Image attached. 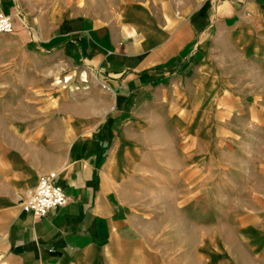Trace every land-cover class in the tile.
I'll return each mask as SVG.
<instances>
[{
  "label": "crops",
  "instance_id": "1",
  "mask_svg": "<svg viewBox=\"0 0 264 264\" xmlns=\"http://www.w3.org/2000/svg\"><path fill=\"white\" fill-rule=\"evenodd\" d=\"M25 2L0 0V264H264V0ZM77 68L103 113L53 108ZM50 173L68 203L35 218Z\"/></svg>",
  "mask_w": 264,
  "mask_h": 264
},
{
  "label": "rangeland",
  "instance_id": "2",
  "mask_svg": "<svg viewBox=\"0 0 264 264\" xmlns=\"http://www.w3.org/2000/svg\"><path fill=\"white\" fill-rule=\"evenodd\" d=\"M26 5L29 4L22 0ZM29 10V9H28ZM27 10V11H28ZM30 11V10H29ZM97 75L82 68L62 70L55 73L53 78V89L49 92L48 96L54 98L53 108L59 112L62 103L59 100L62 94H69V97L79 100L81 96L84 106L89 107V100L97 97L96 101L90 107L92 115L103 113L104 104L110 100V94L104 89V86L98 81ZM67 79L68 82H67ZM91 105V104H90ZM168 219V218H167ZM173 218H169L172 220Z\"/></svg>",
  "mask_w": 264,
  "mask_h": 264
},
{
  "label": "built area",
  "instance_id": "3",
  "mask_svg": "<svg viewBox=\"0 0 264 264\" xmlns=\"http://www.w3.org/2000/svg\"><path fill=\"white\" fill-rule=\"evenodd\" d=\"M14 32L13 19L0 11V35ZM57 174L50 173L41 177L38 186L29 190L22 199V209L35 218L46 217L52 211L67 205L68 199L56 182Z\"/></svg>",
  "mask_w": 264,
  "mask_h": 264
},
{
  "label": "bare ground",
  "instance_id": "4",
  "mask_svg": "<svg viewBox=\"0 0 264 264\" xmlns=\"http://www.w3.org/2000/svg\"><path fill=\"white\" fill-rule=\"evenodd\" d=\"M69 79H67V82H68Z\"/></svg>",
  "mask_w": 264,
  "mask_h": 264
}]
</instances>
